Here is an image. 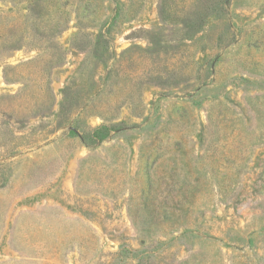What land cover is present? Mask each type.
Masks as SVG:
<instances>
[{
    "label": "rangeland",
    "instance_id": "1",
    "mask_svg": "<svg viewBox=\"0 0 264 264\" xmlns=\"http://www.w3.org/2000/svg\"><path fill=\"white\" fill-rule=\"evenodd\" d=\"M0 264H264V0H0Z\"/></svg>",
    "mask_w": 264,
    "mask_h": 264
},
{
    "label": "trees",
    "instance_id": "2",
    "mask_svg": "<svg viewBox=\"0 0 264 264\" xmlns=\"http://www.w3.org/2000/svg\"><path fill=\"white\" fill-rule=\"evenodd\" d=\"M106 134L105 131H101L99 129H95L92 134H90L92 137H95V138H100L102 136H104Z\"/></svg>",
    "mask_w": 264,
    "mask_h": 264
}]
</instances>
